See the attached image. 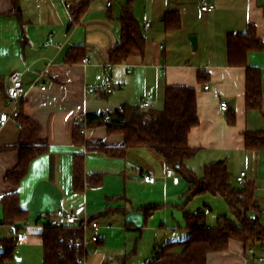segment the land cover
<instances>
[{
  "label": "crops",
  "instance_id": "1",
  "mask_svg": "<svg viewBox=\"0 0 264 264\" xmlns=\"http://www.w3.org/2000/svg\"><path fill=\"white\" fill-rule=\"evenodd\" d=\"M208 1L215 6L209 12L201 9L202 0H114L110 8L104 0H45L39 6L32 0H0V114L11 109L9 75L23 71L21 111L41 124L40 137L49 144L19 185H13L6 175L17 167L20 155L9 147L19 140L20 124L12 118L0 129V199L18 190L21 205L29 212L26 222L5 224L0 202V252L4 239L20 243L19 253L6 264H43L41 232L49 216L58 208L82 204L100 223L97 231L86 232L84 264H144L159 247L173 241L171 236H188L184 213L195 210L190 202L177 205L185 202L190 184L181 176L179 184L164 176L161 154L143 146L130 148L124 157L111 156L74 141L78 118L113 112L125 104L145 108V99L151 101L147 108L162 109L170 85L197 90L200 124L189 134L197 153L185 165L202 174L206 164L226 159L233 178L246 170L247 180L262 191L264 149H247L245 133L264 132V51L248 54V65L261 71L263 90L262 108L248 109L246 67L229 65L227 36L254 24L264 42V0ZM85 3L84 13L75 15L72 7ZM126 9L143 25L145 52L111 65L109 51L121 41ZM169 12L179 14V28L167 29L164 16ZM144 15L151 21L147 30ZM191 35L198 37L196 49ZM86 56L87 64L82 61ZM107 83L113 91H107ZM221 101L228 103L227 110ZM234 115L235 122L230 123ZM84 135L87 141L124 144V136L109 133L106 125L88 127ZM76 154L85 155L87 174H104L102 185L75 189ZM149 171L156 176L155 183L144 180ZM260 199L264 201V195L256 198L259 204ZM152 204L161 207L148 216L141 207ZM94 233L99 241L91 240ZM260 258L264 242L246 245L233 239L228 250L210 253L208 263L264 264Z\"/></svg>",
  "mask_w": 264,
  "mask_h": 264
},
{
  "label": "trees",
  "instance_id": "2",
  "mask_svg": "<svg viewBox=\"0 0 264 264\" xmlns=\"http://www.w3.org/2000/svg\"><path fill=\"white\" fill-rule=\"evenodd\" d=\"M72 8L75 15L81 16L86 3ZM164 21L167 29L180 27L178 13H167ZM121 24V41L109 51L111 65L124 63L134 54L142 55L146 48L143 25L128 9L122 15ZM252 51H264V42L259 38L254 24H248L244 32L228 34L229 65L246 67V106L248 109H260L263 105L262 78L259 68L248 65V54ZM202 77L199 73L201 81ZM106 115H110V120L105 119ZM84 118L87 127L106 125L109 133L122 134L124 144L110 146L103 142L87 141L77 125L74 128L75 143L86 145L89 151L119 157H124L130 148L151 147L163 156L166 165L190 184L185 202L177 205L179 208L198 195L210 194L223 197L232 211L233 216L219 217L213 227L207 224L205 210L186 211L184 218L188 236L163 244L156 250L155 256L144 264H209V254L228 250L233 239L246 245L264 242V207L256 201L257 185L254 181H247L243 189L235 186L226 159L206 164L202 174L185 165V161L197 153V149L189 144L191 130L200 124L197 90L194 87L167 86L162 109L125 104L113 112L88 114ZM17 121L20 124V137L9 148L18 150L20 161L6 175V181L13 185H19L28 173L31 162L49 150L48 142L40 137L42 126L37 120L21 111ZM229 122H235V115L230 117ZM245 143L249 150L264 149V132H246ZM73 175L77 190L103 184V173H86L84 154L75 155ZM0 202L4 209L5 224L15 225L28 220L29 212L22 207L18 190L5 194ZM159 207L161 205L152 204L141 208L149 216ZM41 237L43 264H84L88 253L85 243H78L86 237L82 226L60 228L45 224ZM2 245L0 264H6L14 258L15 241L4 239ZM177 247L182 250L175 252Z\"/></svg>",
  "mask_w": 264,
  "mask_h": 264
},
{
  "label": "built area",
  "instance_id": "3",
  "mask_svg": "<svg viewBox=\"0 0 264 264\" xmlns=\"http://www.w3.org/2000/svg\"><path fill=\"white\" fill-rule=\"evenodd\" d=\"M28 1V0H26ZM37 6H39L43 1L45 0H32ZM106 3V6L108 8L112 7L114 4V0H104ZM67 6L70 8L71 4L67 3ZM214 5L210 3L208 0H202L201 3V9L203 12H209L212 9H214ZM144 28L147 30L151 26V21L149 20L147 15H144ZM83 63L87 64L90 62V59L86 56L83 58ZM23 71L15 70L11 72L9 75V83L7 86V102L8 105L11 107V109L8 112H3L0 114V129L4 127L10 119H17L21 112V105L22 100L25 95V88H24V82H23ZM105 88H107V91L111 92L113 91L112 85L110 83H107L104 85ZM208 88V85L206 86ZM151 105L150 99L144 100V106L149 107ZM221 108L223 110H227L228 103L225 101H221ZM106 120H110V115H106ZM75 125H77L80 128V131L82 134H85L87 130V120L86 118H78L75 121ZM164 176L166 178H172L173 181L176 184H179L181 182V177L176 174L173 170V168L169 165H165L164 167ZM143 178L148 183H155L156 182V176L153 174V172L149 171L147 173L143 174ZM236 182L245 187L247 183V171L242 170L240 174L236 177ZM47 224L53 226V227H74V226H82L84 230L87 231H97L100 228V223L98 220L93 219L89 217L86 214V207L84 204L73 208V209H67V208H58L55 210V212L49 216ZM99 236L94 233L91 236L92 241H98ZM86 237L84 240H80L78 243H85ZM20 243H15V253H19ZM250 253L252 257L256 258L254 248H250ZM264 258H260V260H263Z\"/></svg>",
  "mask_w": 264,
  "mask_h": 264
},
{
  "label": "rangeland",
  "instance_id": "4",
  "mask_svg": "<svg viewBox=\"0 0 264 264\" xmlns=\"http://www.w3.org/2000/svg\"><path fill=\"white\" fill-rule=\"evenodd\" d=\"M232 182L235 186L239 187L240 189L244 188L243 186L239 185L236 182V178L232 177ZM259 182H260V185L262 187L261 188L262 191H258V186H257L256 193L258 194V196L255 197L257 199H259L261 196L264 195V181H259ZM259 201L262 204V206L264 207V201L262 199H260ZM189 207H190V209L195 210V211L200 210V209L205 210L206 214H207L206 220H207V223L210 225H214L215 223H217L218 218L221 216H229V217L233 216L232 211H231L228 203L221 196H214V195H210V194L198 195L190 201ZM186 235H187L186 233H184V235L179 234L176 236H171L172 238H170V239L181 240L183 238H186ZM181 250H182V248H180V247H177L176 249H174L175 252H180ZM154 256H155V254H153V256H151V257L153 258Z\"/></svg>",
  "mask_w": 264,
  "mask_h": 264
},
{
  "label": "water",
  "instance_id": "5",
  "mask_svg": "<svg viewBox=\"0 0 264 264\" xmlns=\"http://www.w3.org/2000/svg\"><path fill=\"white\" fill-rule=\"evenodd\" d=\"M190 40L193 43L194 49L198 46V37L196 35H191Z\"/></svg>",
  "mask_w": 264,
  "mask_h": 264
}]
</instances>
